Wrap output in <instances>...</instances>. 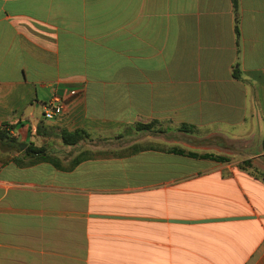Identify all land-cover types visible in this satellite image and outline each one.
<instances>
[{
	"label": "crops",
	"instance_id": "crops-1",
	"mask_svg": "<svg viewBox=\"0 0 264 264\" xmlns=\"http://www.w3.org/2000/svg\"><path fill=\"white\" fill-rule=\"evenodd\" d=\"M6 124L0 264H264V0H0Z\"/></svg>",
	"mask_w": 264,
	"mask_h": 264
},
{
	"label": "trees",
	"instance_id": "trees-1",
	"mask_svg": "<svg viewBox=\"0 0 264 264\" xmlns=\"http://www.w3.org/2000/svg\"><path fill=\"white\" fill-rule=\"evenodd\" d=\"M231 3H232L234 10H236L237 0H231ZM235 31H236V34H238L237 26L235 27ZM233 76L235 78L239 77L237 70L233 72ZM158 125H159L158 121H151L149 123H135L133 128L136 131H151L154 127ZM41 126H42V123L40 124V127ZM7 128L12 129L14 128V125L6 124L4 127L0 128V142L14 140L12 137L9 136L8 134L9 131ZM56 130L57 132L55 133H57V136L66 145H75L78 142L88 138V133L82 129H77L74 131H67L64 129H56ZM179 130L185 133H193L195 131V127L192 125L182 124L179 126ZM141 150H146V147L142 145H135L131 147L129 152L136 153ZM33 151L37 152L38 154H41L43 152L41 149H33ZM163 151H166L168 153L175 154V155L185 156V157L192 158V159H208V160H212L215 162H221V163L228 162L230 160L228 156L214 155V154H209V153L201 154V153L186 150L180 147H169V148L163 149Z\"/></svg>",
	"mask_w": 264,
	"mask_h": 264
},
{
	"label": "built area",
	"instance_id": "built-area-1",
	"mask_svg": "<svg viewBox=\"0 0 264 264\" xmlns=\"http://www.w3.org/2000/svg\"><path fill=\"white\" fill-rule=\"evenodd\" d=\"M75 95V91H70L67 95H53L49 101L42 104L43 118L45 120L55 119L64 111L68 100Z\"/></svg>",
	"mask_w": 264,
	"mask_h": 264
},
{
	"label": "rangeland",
	"instance_id": "rangeland-1",
	"mask_svg": "<svg viewBox=\"0 0 264 264\" xmlns=\"http://www.w3.org/2000/svg\"><path fill=\"white\" fill-rule=\"evenodd\" d=\"M195 130H196V129H195ZM194 132H195V131H194ZM194 132H193V133H194ZM172 136H174V135L172 134L171 137H172ZM173 140H175V138H172V139H171V142H172V143H171V147H173V145H178V144H175V143L173 142ZM149 144H150V143H149ZM140 145L143 146V144H140ZM147 145H148V144H147ZM144 146H146V145H144ZM157 146H158V145H156V147H157ZM177 147H179V146H177ZM163 148H164V149H165V148H169V146H166V145H165ZM122 153H123V154L126 153V150H124V152H122ZM190 161L193 162L194 164H188V165H189L188 167H192V166H196V167H197V166L199 165V164L196 165V161H193V160H190ZM183 167L187 168V166H183Z\"/></svg>",
	"mask_w": 264,
	"mask_h": 264
}]
</instances>
